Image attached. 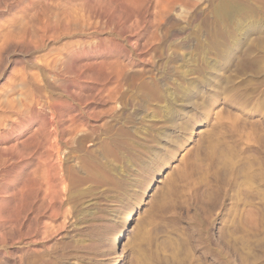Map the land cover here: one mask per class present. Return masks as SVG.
<instances>
[{
	"label": "rangeland",
	"instance_id": "rangeland-1",
	"mask_svg": "<svg viewBox=\"0 0 264 264\" xmlns=\"http://www.w3.org/2000/svg\"><path fill=\"white\" fill-rule=\"evenodd\" d=\"M0 264H264V0H0Z\"/></svg>",
	"mask_w": 264,
	"mask_h": 264
},
{
	"label": "bare ground",
	"instance_id": "bare-ground-1",
	"mask_svg": "<svg viewBox=\"0 0 264 264\" xmlns=\"http://www.w3.org/2000/svg\"><path fill=\"white\" fill-rule=\"evenodd\" d=\"M114 1H116V0H114ZM118 1H119V0H118ZM127 1H128V0H127ZM156 1H157V0H156ZM159 1L162 2L163 0H159ZM164 1H165V0H164ZM230 1H231V0H230ZM123 2H124V1H123ZM118 3H119V2H118ZM120 4H121V3H120ZM126 4H127V3H126ZM128 5H129V4H128ZM84 7H85V6H84ZM91 7H92V6H91ZM126 7H127V6H126ZM222 10H223V7H222V5L220 4V5L217 6L215 13H216V16H217V21H218V23H219L220 25L223 26V23H224L223 15H224V13L222 12ZM92 12H94V11L92 10ZM100 12H101V11H100ZM229 12L232 13V15L235 14V13H236V14L241 13V14H243V15H245V16L249 15V12H248L245 8H243V7H239V6H231ZM84 13H85V12H84ZM99 14H101V13H99ZM99 14H98V15H99ZM250 14H251V12H250ZM88 15H89V14H88ZM89 16H90V15H89ZM100 16H101V15H100ZM100 16H99V17H100ZM54 17H55V16H54ZM101 17H102V16H101ZM88 18H89V17H88ZM70 20H71V19H70ZM248 24H250V23H248ZM66 27H67V26H66ZM219 31H220V36H223V31H222L221 29H220ZM231 34H233V33H231ZM229 35H230V33H229ZM242 35H243V33H242ZM234 43H235V42H234ZM218 48H219V50H222V51H223V49H224L223 46H222V44H219ZM225 50H226V49H225ZM105 67H106V66H105ZM108 68H109V67H108ZM113 70H114V68H113ZM117 77H118V76H117ZM125 79H126V78H125ZM138 85H139V84H138ZM116 86H117V85H116ZM108 96H110V95H108ZM111 96H112V95H111ZM136 96H137V95H136ZM127 97H128V96H127ZM106 99H107V98H106ZM113 99H114V98H113ZM109 100H110V99H109ZM123 104H124V103H123ZM141 104H142V103H141ZM70 121H71V120H70ZM70 123H71V122H70ZM104 124H105V123H104ZM106 124H107V123H106ZM112 125H113V124H112ZM74 126H75V125H74ZM74 126H73V128H72V133H71V135H72V141H74L76 144H79V142L82 141L81 138H82V135L84 136V134L81 133V131H80V132H79V131H76L75 128H74ZM68 127H69V126H68ZM77 129H78V128H77ZM68 130H69V129H68ZM82 131H83V129H82ZM75 143H74V144H75ZM86 143H87V142H86ZM89 143H90V142H89ZM53 149H54V148H53ZM46 154H47V153H46ZM50 154H51V153H50ZM40 155H41V154H40ZM47 157H48V156H47ZM47 157H46V159L49 160V158H50L51 156H49V158H47ZM43 158H44V157H43ZM44 160H45V159H44ZM48 160H47V162H49ZM44 162H45V161H44ZM47 162H46V163H47ZM47 164H48V163H47ZM38 166H39V165H38ZM41 166H42V165H41ZM49 166H50V165H48V169L53 170V168H51V167H49ZM45 168H47V167H45ZM55 170H56V169H55ZM55 170H54V171H55ZM44 171H46V169H44ZM44 171H43V172H44ZM57 171H58V170H57ZM49 172H50V171H49ZM52 172H53V171H52ZM55 172H56V171H55ZM55 172H54V173H55ZM59 172H61V171H59ZM59 172H58V173H59ZM44 173H46V172H44ZM49 174H50V173H49ZM49 174L47 173L48 176H49ZM51 174H52V173H51ZM44 175H46V174H44ZM44 175H42V178H41V179H43ZM57 175H58V174H57ZM54 176H55V177H54ZM54 176H53V177L51 176V177H52V178H55V180H56V177H58L59 175L56 176V174H55ZM60 176L62 177V175H60ZM60 176H59V178H57V180L55 181V183H56L57 186H58V185H61V184H63V185L65 186L64 179H62L63 177L61 178ZM40 177H41V176H40ZM49 177H50V176H49ZM49 177L47 178V182H48V183H49L48 179H51V177H50V178H49ZM64 177H65V176H64ZM36 179H37V178H36ZM41 179H40V181H43V180H41ZM31 180H32V179H31ZM33 181H34V180H33ZM45 181H46V180H44V183H43V182H42V183L45 184V183H46ZM50 181H51V180H50ZM28 182H29V181H28ZM48 183H47V184H48ZM50 183H51V182H50ZM28 184H29V183H28ZM28 184H27V185H28ZM33 184H35V183L33 182ZM36 184H39V183H36ZM47 184H45V185H47ZM51 184H52V183H51ZM41 185H42V184H41ZM52 185H53V184H52ZM42 186H43V185H42ZM49 186L51 187L50 184L48 185V187H49ZM68 186H69V185H68ZM29 187H30V186H29ZM31 187H32V186H31ZM39 187H40V186H39ZM46 187H47V186H46ZM48 187H47V188H48ZM50 187H49V188H50ZM26 188H27V187H26ZM41 188H42V187H41ZM49 188H48V189H49ZM53 188H56V187L53 186ZM37 189H38V187H37ZM39 189H40V188H39ZM39 189H38V191L41 190V189H40V190H39ZM51 189H52V187H51ZM51 189H49V190H50V192L53 193V189H52V191H51ZM19 190H20V189H19ZM32 190H34V189H32ZM32 190H31V191H32ZM46 190H47V189H46ZM46 190H45V192H46ZM31 191H30V192H31ZM38 191H37V192H38ZM41 191H43V190H41ZM56 191H57V193H59V194L62 193V192H61V189H59V191H58V190H56ZM56 191H55V192H56ZM34 192H35V191H34ZM34 192H33V193H34ZM18 193H19L21 196H23V195H22V194H23V188H21V190H20ZM57 193H55V194L57 195ZM31 194H32V192H31ZM31 194H30V195H31ZM59 194L57 195L58 197H59ZM46 195L48 196V195H50V194H49V193H48V194L46 193ZM52 195H54V194H52ZM52 195H51V196H52ZM62 195H63V193H62ZM47 196L45 197L46 199H47ZM54 196H55V195H54ZM52 197H53V196H52ZM60 197H61V196H60ZM60 197H59V198H60ZM42 198H43V197H42ZM45 198H44V201H45ZM159 198H160V197H159ZM57 199H58V198H57ZM52 201H53V200H52ZM23 203H24V202H23ZM132 217H133V213H132V212H127L126 214H124L123 217H122L123 225H124V226H128L129 222L132 221ZM123 235H124V232L122 231V233L118 234V235L115 237V242H114V245H115V246H117L118 243L120 242V240H122Z\"/></svg>",
	"mask_w": 264,
	"mask_h": 264
}]
</instances>
